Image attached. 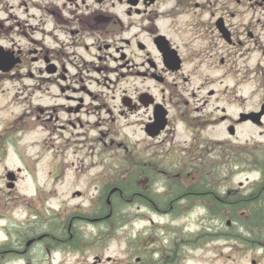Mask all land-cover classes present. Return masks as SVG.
I'll use <instances>...</instances> for the list:
<instances>
[{"label": "flooded vegetation", "instance_id": "obj_1", "mask_svg": "<svg viewBox=\"0 0 264 264\" xmlns=\"http://www.w3.org/2000/svg\"><path fill=\"white\" fill-rule=\"evenodd\" d=\"M251 82L257 104L240 110ZM15 107L0 116L7 184L10 173L16 184L25 172L60 179L69 150L83 171L115 165L117 177L99 190L95 221L84 203L62 214L40 185L23 194L6 184L24 213L0 210V264H84L89 244L93 264H264V222H227L225 253H201L216 239L191 228L201 209L264 212V165L241 189L219 188L213 172L240 149L242 127L264 133V114L240 121L264 108V0H0V112Z\"/></svg>", "mask_w": 264, "mask_h": 264}, {"label": "rangeland", "instance_id": "obj_2", "mask_svg": "<svg viewBox=\"0 0 264 264\" xmlns=\"http://www.w3.org/2000/svg\"><path fill=\"white\" fill-rule=\"evenodd\" d=\"M254 89V84L251 82L249 84L243 85L240 87V97H244L246 100H240V110L255 107L257 104V98L252 96ZM246 107V108H245ZM16 112L17 107L13 110L5 111L4 113L0 112V116H10L11 112ZM240 134V143L250 141H263L264 142V133L261 134L262 129L244 126L241 128ZM33 139V137H31ZM29 140H32V139ZM20 148L9 149V154L5 159V163L9 168L16 169L20 165L18 155ZM34 147L27 148L23 150L26 155L33 154L35 151ZM216 153L214 152L213 155ZM240 158V149H234L231 151L230 156L226 158L223 163H218L217 173L220 174V183L219 187L226 190L229 188H241V185L247 186L248 182L257 176L256 172H250L248 170L240 171V166L237 165V159ZM65 159V171H63V176L60 179L55 181H47L41 178L32 180L30 175L25 172L21 173V179L16 185L17 188L23 192V194H30L33 189L36 188L37 184L40 185L43 189H47L49 192L53 193V196L50 198L49 203L51 206L60 209L62 214L65 213H75L80 211L82 204L84 203V214H88L92 217L94 211L97 209L95 205L96 200L98 199L99 190L101 187L113 183L116 175V166L115 165H101V164H88L85 165V170L83 171L82 157L81 154L77 155L73 150L62 152L60 156V161ZM84 173V179L82 174ZM3 172L0 169V210L6 211L9 219L13 218L18 220V218L23 214V208L18 204V191L13 193L7 192V179H4ZM98 174L104 175V178H97ZM84 189V198L80 195H74L77 191H82ZM9 190V189H8ZM71 211V212H70ZM121 215L125 219L129 220L130 211L128 208L123 209ZM199 221L191 224V228L201 230L205 226L209 225L210 228L216 229V234L219 232V226H221L220 221L215 218L211 219V214L209 212H204L201 209L198 213ZM196 216V214L194 215ZM4 219L0 215V220ZM84 235L89 238H95L97 236V226L88 221H84ZM217 237L216 240L209 244L201 245V253H225L228 252L225 240ZM220 238V239H219ZM89 255L87 259H84V264H93V259L95 255V244L89 245ZM72 264H81L78 262V257L76 255L72 256Z\"/></svg>", "mask_w": 264, "mask_h": 264}, {"label": "trees", "instance_id": "obj_3", "mask_svg": "<svg viewBox=\"0 0 264 264\" xmlns=\"http://www.w3.org/2000/svg\"><path fill=\"white\" fill-rule=\"evenodd\" d=\"M237 165L240 166V169L243 167L249 169V170H255L258 165H264V150H258L254 148H247V147H240V158L237 159ZM219 198L221 202H218V204L224 206L228 204V197L226 195H219ZM215 217L220 221L225 223L227 218H232L233 220H240L242 221H247L248 227L251 226L252 223H257L259 221H263V217H259L262 215V213L254 212V213H249V216L247 219L239 218L236 215H238L237 212H229L226 213L225 211L218 210L214 212ZM225 231L220 230L216 234L217 237L219 236H224Z\"/></svg>", "mask_w": 264, "mask_h": 264}, {"label": "water", "instance_id": "obj_4", "mask_svg": "<svg viewBox=\"0 0 264 264\" xmlns=\"http://www.w3.org/2000/svg\"><path fill=\"white\" fill-rule=\"evenodd\" d=\"M264 113V109L262 112L260 113H256V112H252V113H249V114H242V118H241V121L242 120H246L248 118H251L252 120H257L262 114ZM12 178V177H11ZM9 187H13L14 184L13 183H9L8 185ZM110 202V201H109Z\"/></svg>", "mask_w": 264, "mask_h": 264}]
</instances>
